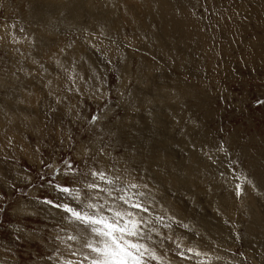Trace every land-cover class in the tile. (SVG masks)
Instances as JSON below:
<instances>
[{
  "label": "rangeland",
  "instance_id": "1",
  "mask_svg": "<svg viewBox=\"0 0 264 264\" xmlns=\"http://www.w3.org/2000/svg\"><path fill=\"white\" fill-rule=\"evenodd\" d=\"M101 1L107 11L94 0L83 18L69 12L76 0H0V264H90L79 254H89L81 247L84 239L67 237L102 238L83 225L70 226L62 219L66 214L43 203L63 199L51 186L57 183L78 190L81 201L89 195V182L112 186L90 170L103 171L127 195L150 190L152 197H162L160 210L150 203L152 217H145L159 235L125 237L155 249L160 260L147 264H264V0H116L119 10H110L115 0ZM162 8L169 14L164 40L171 51L163 55L152 37ZM128 13L140 19L134 22ZM117 17L126 38L113 37L118 46L129 44L126 57L122 52L105 60L84 34L94 35L95 25L102 31ZM149 17L155 20L150 26ZM145 21L141 28L149 37L134 36L131 28ZM113 37L106 39L116 45ZM79 41L86 42L83 58L98 62L97 72H90L99 76L92 80L75 66L76 51L68 52L77 50ZM63 47L69 63L61 58L57 64ZM125 66L130 79L120 87ZM158 164L165 174L174 166H184L181 173L188 168L185 180L177 177L184 187L162 185ZM188 175L196 176V184L187 183ZM155 183L162 186L157 190ZM235 183L245 185L250 198L236 197ZM99 197L92 202L103 204L100 214L109 219L114 210L136 212L104 192ZM67 202L79 208L74 200ZM157 217L171 228L156 223ZM189 248L207 256L195 257L185 251Z\"/></svg>",
  "mask_w": 264,
  "mask_h": 264
},
{
  "label": "snow or ice",
  "instance_id": "2",
  "mask_svg": "<svg viewBox=\"0 0 264 264\" xmlns=\"http://www.w3.org/2000/svg\"><path fill=\"white\" fill-rule=\"evenodd\" d=\"M23 31V29H21ZM19 51V50H17ZM34 63H39L34 61ZM57 64L59 61L57 60ZM43 66L41 65V68ZM23 69H17V71H22ZM15 75V73H13ZM59 103V100L56 101ZM264 103V102H260ZM67 163V162H66ZM72 170V166L69 165V171ZM93 178H96L100 181H103L106 185H112L111 187L102 188L99 183L89 182L85 187L89 190V195L85 198L84 201H81L79 196V191L73 189L70 186H66L60 183L51 185L54 191L60 193L63 197H58L56 200L48 199L43 201L44 204L56 208L62 213L66 214L62 216V219L67 220L70 226L83 225L84 231L91 230L95 236L101 237V241L97 242L93 238L88 237L84 238L82 235H73L68 236L67 240L69 241H78L84 239L82 248H86L89 251V254H84L80 252L84 261H89L90 264H147L148 260H160L155 253V249L149 248L147 245L140 242H132L125 239L126 236L137 237L138 239H143L145 236L147 239H151V233L153 231L157 232L159 235L158 229L155 228V225L152 223V219L145 217H152L150 203L152 201L151 191H139L137 193L127 195L125 194V189L118 187L114 184L111 179L106 178V174L103 171L90 170ZM69 174L66 172L65 175ZM228 176H233L234 179L238 180L239 177H236L234 173H229ZM228 176H225L224 179L228 181ZM247 181V178H245ZM231 182V181H228ZM250 183V182H249ZM132 188H139L141 185L133 184ZM143 188L148 189V185H142ZM104 192L109 198L113 201H122L124 205H128L130 208L135 209V214L128 211L127 208H122L119 210L112 211V218L109 219L105 215L100 214V210L104 208V205H97L92 201L99 198V193ZM118 192L120 195L114 196L113 193ZM245 194V189L240 183H235L234 186V195L236 197H241ZM132 195L137 197H143V200L132 199ZM74 200L79 208L72 206L68 199ZM86 209H94L92 214H89ZM111 210V209H110ZM144 214V215H141ZM125 217H134L128 221L127 225H121L120 220H123ZM164 217H157L156 223L161 224L165 228H170V224L164 223ZM99 225L100 227H96ZM187 228V225H183ZM117 233L120 235L117 236ZM166 239H171L166 237ZM102 243V247L99 246ZM70 247V246H69ZM177 249L181 247L179 243L176 245ZM188 253H192L195 257L207 256V253H201L198 250L189 248L185 250ZM94 253L95 255H91ZM71 255H77V252H71ZM177 255L184 259H191L192 257L186 256L184 252H177ZM219 259V257H217ZM65 264H73L72 261H66ZM81 264V262H77Z\"/></svg>",
  "mask_w": 264,
  "mask_h": 264
},
{
  "label": "bare ground",
  "instance_id": "3",
  "mask_svg": "<svg viewBox=\"0 0 264 264\" xmlns=\"http://www.w3.org/2000/svg\"><path fill=\"white\" fill-rule=\"evenodd\" d=\"M99 1V4H100V9H101V11H107L106 10V8H105V6H104V3H103V1H101V0H98ZM60 2V1H59ZM58 2V3H59ZM70 3H72V2H70ZM122 3V2H121ZM74 4V5H73ZM58 6H60V7H62V3H60ZM94 6V0H87V2H86V5H83L80 1H77L76 0V2H73L72 3V8H71V11H69V12H72L75 16L76 15H78L79 17H83V18H86L85 17V15H86V13L84 12V11H86V10H90L92 7ZM118 5H117V3H116V0H115V2L113 3V5H112V7L110 8V10H119V8L117 7ZM145 6H147V5H145ZM162 6L164 7V4H162ZM47 7V6H46ZM66 7L68 8V6L66 5ZM65 6H64V11H67V8H66ZM58 9V8H57ZM167 10L165 9V8H162V11H161V13H159V12H157V15L160 17V19H159V22H160V25L157 27V28H154L153 26V30H154V34L155 33H158V34H155V35H153L152 37H154V40H156V41H158L159 43H160V48H161V50H162V52L160 53V54H162V53H165L166 52V54L168 53V52H171V51H169V48H168V46H167V44H166V42H165V40H164V31H165V27L167 26V22H168V20H167V16L169 15L168 14V12H166ZM55 13H56V11H55ZM72 14V15H73ZM115 14L116 15H118V11H115ZM128 14H132L133 15V17H135V20H132V21H136V19L138 18V19H140V16L139 15H134L133 13H128ZM149 15V14H148ZM156 15V16H157ZM53 17V16H52ZM119 17V16H118ZM118 17L116 18V20H113V19H111L110 21H111V25H108V27H105L102 31H100V28L98 29V27L95 25L93 28H92V30H93V34L94 35H92V36H88V37H86L85 36V34H84V39H86L85 41H87V42H90V43H96V45L98 44V46H99V48H98V50L100 49L101 51H103L104 52V54H105V56H107V57H103V56H101V58H103V59H105V58H108V59H111V60H113L114 58H115V54H119V53H122V52H124V56L126 55V51H127V49H126V47L127 46H129V44H127L126 45V47H125V45L124 44H122V45H120V43H119V46H118V43L115 41V37H113V36H116V35H120V37H122V38H126V34H124L125 32H124V29L122 28V25H121V23H120V21L118 20ZM152 17H153V14H152ZM152 17H149V18H151L152 19V21H151V19H150V24L148 23V25L150 26V25H153L152 23L153 22H155V20L153 21V18ZM55 18V17H54ZM130 18V17H129ZM49 19V18H48ZM47 20V19H46ZM48 21V20H47ZM50 21H51V19H50ZM138 22V21H137ZM140 22V21H139ZM132 23V22H131ZM146 23V21L145 22H143L142 24H141V26L140 25H137V24H135V25H137V26H135L134 28H131V29H134L133 31H134V36H137L138 37V34H141L142 35V37H143V35H144V32H143V30H142V26L144 25ZM133 24V23H132ZM82 25V23H77V26H78V28H80V26ZM181 25V24H180ZM200 26V25H199ZM80 29H82V28H80ZM84 29H85V25H84ZM148 30V29H147ZM84 31H86V30H83V32ZM90 31V30H89ZM88 31V29H87V32H89ZM80 32V31H79ZM82 32V31H81ZM114 32H116V33H114ZM86 33V32H85ZM150 33V32H149ZM74 34V33H73ZM107 36H112L113 38H112V40L111 41H113L114 40V43L116 42L117 44L115 45V44H112V43H110V42H108V40L109 39H106L107 38ZM145 36V35H144ZM72 37H74V36H72ZM79 37H81V36H79ZM129 37V36H128ZM146 37V36H145ZM149 37V36H148ZM148 37H146V38H148ZM110 38V37H109ZM4 39V38H3ZM74 39V38H73ZM79 39H83V37L82 38H79ZM145 39V38H144ZM136 40V39H135ZM80 42L79 41V43L80 44H78V48H77V50H75V49H70V50H72V52L70 51V50H68V52H70V53H74L75 51V56H76V58H77V60H75L76 61V65L75 66H77V67H79L84 73H87V72H89V74H90V80H92L93 78H95V75H98L99 76V73H96V74H92L90 71L92 70V68L95 70L96 69V67H98V66H96V64L98 63H96V64H93V63H95V61L94 62H90V61H92L91 59L92 58H90L89 60L90 61H88V60H86V59H84L83 58V56H84V54H87V53H84V49L82 48V46L84 47L85 45H86V42ZM94 41V42H93ZM119 41V40H118ZM155 41V42H156ZM127 42H129V40L127 41ZM72 43V42H71ZM139 43V42H138ZM139 44H141V41H140V43ZM154 44V43H153ZM95 45V44H94ZM144 45V44H143ZM70 46V45H69ZM90 46V45H89ZM155 46V45H154ZM172 46V45H171ZM67 47V46H66ZM66 47H63V52L65 53V50H66ZM65 48V49H64ZM85 48V47H84ZM128 48V47H127ZM53 49V48H52ZM62 50V49H61ZM60 50V51H61ZM94 50V49H93ZM74 51V52H73ZM129 51V50H128ZM148 51V50H147ZM157 51H159V49L157 50ZM156 51V52H157ZM165 51V52H164ZM62 52V53H63ZM84 54H83V53ZM93 52V51H92ZM158 53V52H157ZM174 53V52H173ZM172 53V54H173ZM66 54L67 53H65V55L62 57V55L61 54H58L57 53V60L58 59H65V56H66ZM98 54V53H97ZM170 54V53H169ZM168 54V56H170ZM180 54V53H179ZM67 55H69L70 56V54H67ZM108 55H110L111 56V58L110 57H108ZM122 55V54H121ZM130 55V54H129ZM163 55V54H162ZM186 55V54H185ZM68 56V57H69ZM88 56V55H87ZM158 56V55H157ZM167 56V55H166ZM165 56V57H166ZM173 56V55H172ZM187 56V55H186ZM36 57H38V58H40L39 56H36ZM126 57V56H125ZM124 57V58H125ZM162 57V56H161ZM161 57H159V58H161ZM165 57H164V59H165ZM69 58H71V57H69ZM87 58V57H86ZM117 58H119V56L117 57ZM157 58V57H156ZM171 58V57H170ZM155 59V58H154ZM66 60V62H68L69 61V59H68V61H67V59H65ZM106 60V59H105ZM61 61V60H60ZM128 61V60H127ZM171 61V60H170ZM182 62H183V60H181ZM71 62H73V61H71ZM172 62V61H171ZM175 62V61H174ZM69 63V62H68ZM74 63V62H73ZM123 63H124V61H123ZM162 63V62H161ZM173 63V62H172ZM101 65H103L102 63H101ZM74 66V68H75V70H76V67ZM166 66V65H165ZM103 67V66H102ZM101 67V68H102ZM78 68V69H79ZM126 68V69H125ZM129 69V68H128ZM93 71V70H92ZM96 71V70H95ZM153 71V70H152ZM81 72V71H80ZM97 72V71H96ZM99 72V71H98ZM102 73V72H101ZM88 74V75H89ZM121 76H122V79H121V86L120 87H124V83L125 82H127L129 79H130V72H129V70H127V67L125 66V67H123V70H122V72H121ZM95 81V80H94ZM175 81V80H174ZM95 84H97V83H95ZM123 91V90H122ZM169 91V90H168ZM167 91V92H168ZM159 92V91H158ZM161 92H163V90L161 91ZM165 93V92H164ZM170 94V93H169ZM135 95V94H134ZM162 95V94H161ZM173 95V94H172ZM163 97L165 96V95H162ZM182 97V96H181ZM165 98V97H164ZM168 98V97H167ZM172 98V97H171ZM173 100H174V98H173ZM184 100V99H183ZM170 110V109H169ZM170 117H172V116H170ZM177 122V121H176ZM175 123V122H174ZM172 127V126H171ZM176 128V127H175ZM180 132V131H179ZM173 136V135H172ZM195 136V135H194ZM188 137V136H187ZM187 137H186V139H187ZM189 138V137H188ZM175 139V138H174ZM195 139V138H194ZM193 140V139H192ZM175 141V140H174ZM190 141V140H189ZM180 143V142H179ZM178 145H180V144H178ZM153 148H154V146H152ZM180 147H181V145H180ZM153 148H152V150H153ZM147 149H149L148 147H147ZM146 149V150H147ZM145 151V150H144ZM154 151H158V150H154ZM153 151V152H154ZM197 152V151H196ZM143 153V152H142ZM147 153V152H146ZM150 153H152V152H150ZM159 152H157L155 155H153V156H156L157 154H158ZM162 159V158H161ZM191 159L193 160V159H195L196 161H199V159L198 158H195L193 155H192V157H191ZM257 159V158H256ZM183 163V165H185L184 163L185 162H182ZM181 163V164H182ZM150 164H151V162H150ZM196 164V163H195ZM254 164V163H253ZM154 166H156V165H154ZM186 166V165H185ZM204 166H205V164H204ZM255 166V165H254ZM149 167V166H148ZM152 167V166H151ZM158 167H160V170L158 171L159 173H157V172H155V173H157L158 174V176L160 175L161 177H162V175L163 176H168V178H164L163 177V179H161V178H158V176H157V179H158V181H162V185H165V184H170V185H168V186H170V188H172V189H176V188H178V187H180V188H182V186L185 184L184 182H181L180 184L178 183V180H179V178H178V180H177V177H184V180H185V178H186V174H189V171L190 170H188V168H187V170H186V172L184 173H181L180 171L182 170V169H185V167L184 166H182V165H180L179 167H177L176 168V166H174V167H172L171 169H167L168 171H167V173L169 174V175H167V173L165 174V169H163V168H165L164 166H163V164H158L157 165V169H158ZM132 168V167H131ZM150 168V167H149ZM175 168V169H174ZM181 168V169H180ZM202 168H203V166H202ZM151 169V168H150ZM153 169V171L152 172H154L155 171V169L154 168H152ZM202 170V169H201ZM204 170V169H203ZM206 171V173H204V174H208V170H205ZM208 171V172H207ZM150 173V172H149ZM122 174V173H121ZM192 174V173H191ZM198 174V173H197ZM203 174V175H204ZM183 175V176H182ZM151 176V175H150ZM159 176V177H160ZM189 176V175H188ZM200 176H202V175H197V178H199ZM125 177V176H124ZM130 177H132L131 175H130ZM176 177V178H175ZM190 177V179H191V181H189V182H187V183H189V184H191L193 181H195V183H193V184H196V176L195 175H190L189 176ZM189 177H187V178H189ZM205 178V177H204ZM204 178L202 179V181L203 182H205L204 181ZM129 179V178H128ZM156 179V178H155ZM181 179H183V178H181ZM153 180V179H152ZM183 180V181H184ZM216 181V180H215ZM219 181H220V179H219ZM132 182V181H131ZM221 182V181H220ZM184 183V184H183ZM200 183H202V182H200ZM221 184H222V182H221ZM161 184L159 185V184H156L155 183V187L157 188H159L160 186H162ZM203 185V184H202ZM189 186V185H188ZM199 186V185H198ZM184 187V186H183ZM215 187V186H214ZM221 187H222V185H221ZM244 187H245V185H244ZM158 188H157V190H158ZM189 188V187H188ZM155 189V188H154ZM183 189H185V188H183ZM192 189V188H191ZM170 190V189H169ZM204 190V189H203ZM251 190V192H252V189H250ZM207 191H209V189L207 190ZM217 191V190H216ZM152 192V191H151ZM210 192V191H209ZM248 192V191H247ZM246 192V193H247ZM153 193V192H152ZM208 193V192H207ZM212 193V192H211ZM216 193V192H215ZM213 194V193H212ZM248 194H250L249 192H248ZM231 195V194H230ZM245 196H246V194H244ZM201 196V195H200ZM232 196V195H231ZM249 196H251V195H248V196H246L245 198H247L248 199V197ZM153 199H152V201H151V203L153 204V206L154 207H157L159 210H160V203H161V201H162V197L158 194V193H154L153 194V197H152ZM250 198V197H249ZM164 199V198H163ZM252 199V198H251ZM243 200V199H242ZM244 201V200H243ZM243 201H242V204H243ZM230 202V201H229ZM245 202V201H244ZM167 203V202H166ZM162 204H164V202H162ZM165 206V205H164ZM162 207H163V205H162ZM161 207V208H162ZM166 207V206H165ZM189 207V206H188ZM205 207V206H204ZM163 209V208H162ZM161 209V210H162ZM175 210V209H174ZM174 210H173V208H170L168 211H170V214L171 215H173L174 214ZM162 211H164V210H162ZM166 211V210H165ZM169 213V212H168ZM248 213H249V211H248ZM161 215V214H160ZM213 215V214H212ZM175 216V215H174ZM189 216V215H188ZM177 217V216H176ZM175 217V218H176ZM251 217V216H250ZM154 218V217H153ZM186 219V218H185ZM255 220V219H254ZM251 222V221H250ZM198 223V222H197ZM255 224H257L256 222L254 223V227L256 228V227H258L257 225H255ZM259 225V224H258ZM210 226V225H209ZM253 227V226H252ZM162 228V227H161ZM171 228V227H170ZM189 228V227H188ZM214 230V229H213ZM247 230V229H246ZM258 230V229H257ZM249 231V230H248ZM160 232H162V231H160ZM259 232H261V231H259ZM174 233V232H173ZM251 234H256V230H252L251 229ZM169 235V234H168ZM171 235V234H170ZM63 236V235H62ZM253 236V235H252ZM256 237H258V236H256ZM97 239V238H96ZM254 239V238H253ZM101 246H103V245H101ZM255 248V247H254ZM81 250H82V248H81ZM173 252V251H172ZM80 261V260H79Z\"/></svg>",
  "mask_w": 264,
  "mask_h": 264
}]
</instances>
